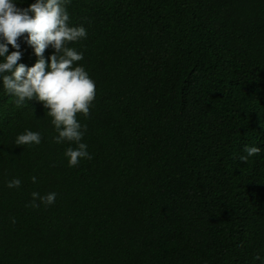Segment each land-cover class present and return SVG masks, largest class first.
Instances as JSON below:
<instances>
[{
  "label": "trees",
  "instance_id": "16d2710c",
  "mask_svg": "<svg viewBox=\"0 0 264 264\" xmlns=\"http://www.w3.org/2000/svg\"><path fill=\"white\" fill-rule=\"evenodd\" d=\"M67 10L87 30L68 46L96 84L89 116L77 114L92 159L69 167L76 145L53 142L48 109L17 107L0 79V264H264V0ZM26 38L17 65L30 68ZM26 129L39 145H15ZM246 145L261 152L242 163ZM34 191L54 204L26 207Z\"/></svg>",
  "mask_w": 264,
  "mask_h": 264
},
{
  "label": "clouds",
  "instance_id": "9594fccd",
  "mask_svg": "<svg viewBox=\"0 0 264 264\" xmlns=\"http://www.w3.org/2000/svg\"><path fill=\"white\" fill-rule=\"evenodd\" d=\"M69 3L70 0H35L27 8H21L14 0H0V58H3L0 79L6 94L14 98L17 107L35 99L48 109L46 114L57 133L52 138L53 142L76 145L75 148L68 147L64 153L68 166L76 167L82 159H92L87 144L81 142L87 127L77 120V114H83L85 118L89 116L96 97V84L82 65H76L83 60V53L68 46L87 38L83 25L70 26ZM25 33L26 42L38 58L30 68L24 64L17 65L21 59L17 41ZM9 45L15 49L11 54H8ZM50 45L55 53L48 58L49 63L44 52ZM42 138L40 132L26 129L14 143L17 147L39 145ZM243 152L246 155L239 156V160L247 163L249 157L260 154L261 149L246 145ZM31 180L36 183L37 177L33 176ZM6 186L19 188L21 180L14 178ZM56 195L55 192L41 195L34 191L26 207L50 206L54 204ZM12 222L15 223L14 218ZM255 259L261 260V257L257 255Z\"/></svg>",
  "mask_w": 264,
  "mask_h": 264
}]
</instances>
